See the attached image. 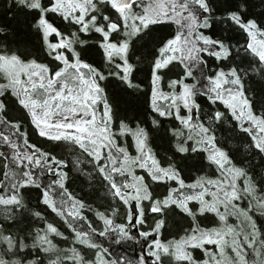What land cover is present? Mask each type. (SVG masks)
I'll return each mask as SVG.
<instances>
[{
  "label": "snow or ice",
  "instance_id": "6c2138e0",
  "mask_svg": "<svg viewBox=\"0 0 264 264\" xmlns=\"http://www.w3.org/2000/svg\"><path fill=\"white\" fill-rule=\"evenodd\" d=\"M0 264H264V0H0Z\"/></svg>",
  "mask_w": 264,
  "mask_h": 264
}]
</instances>
